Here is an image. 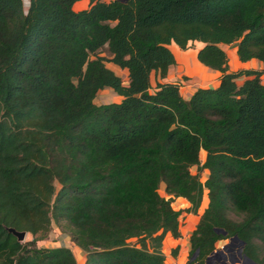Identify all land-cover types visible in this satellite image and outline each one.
Here are the masks:
<instances>
[{"label": "trees", "instance_id": "obj_1", "mask_svg": "<svg viewBox=\"0 0 264 264\" xmlns=\"http://www.w3.org/2000/svg\"><path fill=\"white\" fill-rule=\"evenodd\" d=\"M27 1L24 13L23 0H0V264H76L65 246L7 231L42 236L52 224L82 264H163L164 236H180L172 201L196 214L204 189L184 264L233 235L264 264L263 71H229L221 47L264 63V0ZM193 42L219 78L184 99L180 80L163 79L169 44ZM103 88L120 99L95 104Z\"/></svg>", "mask_w": 264, "mask_h": 264}, {"label": "rangeland", "instance_id": "obj_2", "mask_svg": "<svg viewBox=\"0 0 264 264\" xmlns=\"http://www.w3.org/2000/svg\"><path fill=\"white\" fill-rule=\"evenodd\" d=\"M26 5H27V0H23V10L26 9ZM88 5V0H79L75 3H73L72 5V9L77 11V10H81L86 8ZM232 44L230 46L226 47V51L229 52L232 49ZM100 55H104L107 56V53L105 51V49H101V51L99 52ZM105 65L107 67H109L110 69H112V71L115 72V74H117L122 81L125 80V73L119 69H117L116 67H114L112 64L110 63H105ZM252 67H255V69H259L263 71V74L260 76V81L262 83H264V63H257V62H253L251 63ZM175 70H173L172 72L174 73ZM177 73V72H176ZM177 74H175L176 76ZM182 79H184L183 77H181ZM150 89L149 91H151V89L154 86V78H153V74H150ZM120 98L109 88H103L99 91L96 92L94 98H93V102L95 104H102V103H109V102H114V101H118ZM199 159L202 161L203 159V153L200 152L199 153ZM190 172L192 174H196L198 175L199 181L203 182L206 174H207V170L205 169H200L199 171L197 170V167L192 166L190 168ZM159 193L162 195V185H159ZM206 195V190H203V196H202V201L199 205V209L200 207L204 206V198ZM178 202H175L174 200L171 203V206L176 209L179 208L178 206ZM181 210L180 215L178 216V223H179V236L181 239L177 240V245L178 246H173L171 244H165V247L168 246V249L163 247V249L165 250V254L164 255V262L163 264H172V262L174 261V259H177V256L180 254L184 261H186L187 259L189 260V255H188V250H189V243H188V239L187 234L189 233V230L191 229L193 223H195V215L197 214H193V213H186L183 211V209H179ZM198 210V209H197ZM200 211V210H199ZM198 213V212H197ZM184 232V233H181ZM32 240L34 242V245L36 247H50V246H61L64 245L70 249H72V253L75 256V260H76V264H80V260L78 259V255L76 253H74L75 251V247L73 245V243H71L69 237L67 234H65L64 232L60 231V229L55 226L54 224H52L48 230V232L45 235L42 236H30L27 233H25L24 238L21 242H25V241H29ZM230 243L229 238H225V239H221L218 240L214 243V249L213 251L216 250H220L223 254H224V259H223V264H241V244H237V242L234 243V245L236 244L237 246H228V248H231L230 252L225 251V249L223 248L224 246L228 245ZM177 247L176 248V252L175 255L171 254V249ZM239 250L238 254L240 257H236L235 259H231L232 256H236V251ZM221 261V260H220ZM219 259H214L211 258L209 260V264H222V262H220ZM232 261V262H231Z\"/></svg>", "mask_w": 264, "mask_h": 264}, {"label": "crops", "instance_id": "obj_3", "mask_svg": "<svg viewBox=\"0 0 264 264\" xmlns=\"http://www.w3.org/2000/svg\"><path fill=\"white\" fill-rule=\"evenodd\" d=\"M199 46H200L199 43L193 42L192 44H188V46L185 49L181 50L175 44H173V43L169 44V49L173 54L175 63L168 68L166 76L163 80H167V81L180 80L181 84L179 86V93L184 99L187 98L194 91V89H196L198 87H214L218 84L219 73L212 70V69H209L208 67L202 66L201 64H199L197 62L196 52H197V49L199 48ZM227 46H230V45H221L222 49L226 53L227 67H228L229 71H236L238 69H245V68H254L255 69V67L251 66V63H253V62L262 63L260 61L255 60V59H251V60L246 61V62H240L237 60L234 45L232 46V49L229 52H227L225 50ZM173 70H175L174 73L172 72ZM175 74H177V75L175 76ZM181 77H183L184 79H182ZM162 195L165 198L167 197V195H165L164 193ZM174 201L178 202L177 206L179 207V208H176L175 210L184 209V208L188 207V205H189L188 202L182 197H176V198H174ZM204 202H205V200H204ZM204 206H205V203H204ZM204 206L200 207V209L198 207V210H197L198 213L196 212L197 215H195V217H196L195 223H193L191 229L189 230V233L187 234V237H186L187 239L189 237L191 230L194 228V226L198 220V216L201 213ZM181 233H184V232H181ZM179 239H181V238L180 237L173 238L169 234H166L164 236L162 246H161V250H162L163 254L166 255L164 249L165 248L168 249V246L165 247L166 243L171 244L173 246H178L177 240H179ZM55 246H58V245H55ZM55 246H50V247H55ZM61 246H64V245H61ZM74 247H75L74 253H76L78 255V259L80 260L79 262H80V264H82L83 260H84V253L77 246L74 245ZM163 247H165V248L163 249ZM70 250H71V252H73L72 249H70ZM238 252H239V250L236 251V254H235L236 256H232L231 258L235 259L236 257L237 258L240 257ZM74 258H75V256H74ZM184 262L185 261H184L183 257L179 254L177 256V259L176 260L174 259L172 264H184Z\"/></svg>", "mask_w": 264, "mask_h": 264}, {"label": "water", "instance_id": "obj_4", "mask_svg": "<svg viewBox=\"0 0 264 264\" xmlns=\"http://www.w3.org/2000/svg\"><path fill=\"white\" fill-rule=\"evenodd\" d=\"M26 8H27V5H26ZM25 12H26V9L24 10V13ZM7 231L10 232L15 237L16 241H19V242H21L23 240L24 235H25L24 231H16V230H14L12 228H7ZM216 231H221V230H216ZM221 232L224 233L223 231H221ZM229 240H230V243L228 245H231V244H233L235 242H237V244H242V242L239 241L235 235L231 236L229 238ZM228 245L224 246L223 248L226 249L228 247ZM218 253H220V250L212 251L210 253V255L206 258L204 264H209V260L211 259V257L216 255V254H218ZM194 254H195V252L190 256L189 259H193ZM194 264H197V263H194ZM241 264H258V263H254L248 257H246L245 255L242 254V256H241Z\"/></svg>", "mask_w": 264, "mask_h": 264}, {"label": "flooded vegetation", "instance_id": "obj_5", "mask_svg": "<svg viewBox=\"0 0 264 264\" xmlns=\"http://www.w3.org/2000/svg\"><path fill=\"white\" fill-rule=\"evenodd\" d=\"M230 246L232 247V246H237V245L236 244L235 245L234 244H231ZM225 251L230 252L231 251V248H228L227 247L225 249ZM211 258H214L216 260L219 259V261L221 260L220 262H222V264H223L224 254L223 253L222 254L218 253V254L212 256Z\"/></svg>", "mask_w": 264, "mask_h": 264}, {"label": "bare ground", "instance_id": "obj_6", "mask_svg": "<svg viewBox=\"0 0 264 264\" xmlns=\"http://www.w3.org/2000/svg\"><path fill=\"white\" fill-rule=\"evenodd\" d=\"M234 244V243H233ZM228 246H230V245H228ZM220 254H222V252L220 251ZM232 259V258H231Z\"/></svg>", "mask_w": 264, "mask_h": 264}]
</instances>
